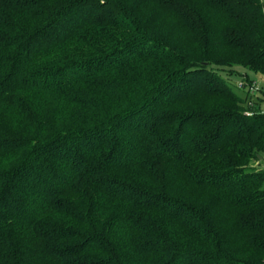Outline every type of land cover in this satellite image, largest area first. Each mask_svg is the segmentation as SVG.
<instances>
[{
	"label": "trees",
	"instance_id": "trees-1",
	"mask_svg": "<svg viewBox=\"0 0 264 264\" xmlns=\"http://www.w3.org/2000/svg\"><path fill=\"white\" fill-rule=\"evenodd\" d=\"M262 0H0V264H264Z\"/></svg>",
	"mask_w": 264,
	"mask_h": 264
},
{
	"label": "rangeland",
	"instance_id": "rangeland-1",
	"mask_svg": "<svg viewBox=\"0 0 264 264\" xmlns=\"http://www.w3.org/2000/svg\"><path fill=\"white\" fill-rule=\"evenodd\" d=\"M264 2V0H262ZM229 78V82L232 84L233 88L237 92L244 93L242 89L239 88L238 84L243 80V75L240 73H234L232 75H226ZM250 77L258 84V89L253 92L254 96L264 97V75L261 73L250 72ZM264 105V103H263ZM264 168V163L262 164Z\"/></svg>",
	"mask_w": 264,
	"mask_h": 264
},
{
	"label": "built area",
	"instance_id": "built-area-1",
	"mask_svg": "<svg viewBox=\"0 0 264 264\" xmlns=\"http://www.w3.org/2000/svg\"><path fill=\"white\" fill-rule=\"evenodd\" d=\"M239 88L242 89L243 91L247 92V94L254 96L253 92L256 91L258 89V84L253 80L252 82H248L246 80H242L239 84H238ZM264 112V105H263V110Z\"/></svg>",
	"mask_w": 264,
	"mask_h": 264
}]
</instances>
